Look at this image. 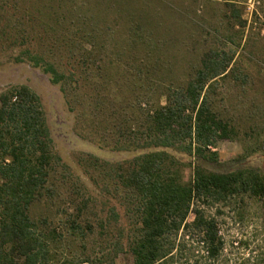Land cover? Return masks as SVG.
Returning a JSON list of instances; mask_svg holds the SVG:
<instances>
[{
	"label": "trees",
	"instance_id": "16d2710c",
	"mask_svg": "<svg viewBox=\"0 0 264 264\" xmlns=\"http://www.w3.org/2000/svg\"><path fill=\"white\" fill-rule=\"evenodd\" d=\"M79 9L81 13L75 20L74 12ZM50 13L55 17L53 22L63 29L59 39L53 38L54 43L64 46L62 51L31 49L26 45L31 42L30 34L24 30L11 37L2 35L5 31L0 28V42L23 41L24 49L12 57L19 61L18 56H25L22 60L47 73L52 83L60 85L67 102L80 104L81 99L87 100L88 113L98 126L108 123L104 115L117 113L113 118H121L123 115L107 106L99 90L106 81L96 79L104 80L109 75L107 62H121L127 68L132 58L141 64L135 66L138 78L143 71L147 74L153 68L150 59L155 58L151 55L156 42L141 34L139 27L132 28L134 35L124 43L125 49L121 38L113 40L107 36L109 30L89 14L85 2L65 0L63 10L60 6ZM76 33L81 41L79 48L74 45ZM140 43L145 47L144 53L135 54L133 48ZM111 44L114 49H109ZM1 46L0 43V49ZM230 62L231 56L224 51L205 52L185 82L165 86V103L155 106H147L151 87L125 78L129 92L139 90L142 95L129 97L124 105L129 114L115 122L109 118L112 126H104L98 133L102 141L113 136L114 149L139 153L118 162L101 160L91 153L84 158L100 168L105 185L113 181L115 189L122 192L131 218L127 244L132 264H177L187 242L194 238L201 243L207 259L218 261L226 243L209 210L245 197L261 202L264 231L261 169L241 166L220 173L194 165L191 176L185 179V163L175 156L177 152L215 161L217 153L211 149L216 142L239 135L233 122L221 115L215 97L220 79L233 71L229 69ZM83 86L90 88L91 95L81 90ZM136 111L139 118L133 119ZM60 162L37 93L25 84L0 91V264H87L88 258L60 260L64 250L59 251L60 246L56 245L60 241L54 238L55 229L44 231L29 215L30 205L39 198L53 201L57 196L56 200H62L63 193L65 202L73 207V212L67 207L61 210L66 233L80 241L94 232L93 225L81 219L88 197L80 193L78 198L80 186L63 181L58 190L65 189L57 190L52 176L54 167L61 165L66 169V164ZM112 214L116 216L114 209ZM189 214L193 215L191 221H187Z\"/></svg>",
	"mask_w": 264,
	"mask_h": 264
},
{
	"label": "rangeland",
	"instance_id": "374dc122",
	"mask_svg": "<svg viewBox=\"0 0 264 264\" xmlns=\"http://www.w3.org/2000/svg\"><path fill=\"white\" fill-rule=\"evenodd\" d=\"M77 1L85 2L89 14L100 22V26L109 30L106 34L111 39L121 38L123 44L127 43L128 37L134 35L132 28L139 27L141 34L157 44L151 55L157 59H150L153 68L147 74L143 71L141 79L136 75L135 68L141 67V64L134 58L129 60L127 68L121 62L114 61L112 64L109 61L106 63L109 75L104 80L94 78L99 82L106 81L107 84L99 90L107 106L118 111L120 116L129 114L124 107L127 99L138 98L141 93L139 90L130 93V85L125 78L151 87L147 106H155L165 103L162 94L165 86L185 82L205 52L216 50L230 55L229 69L233 71L220 79L215 97L221 115L233 122L239 135L216 142L211 149L217 153L215 161L177 152L175 156L185 163V179L191 176L194 165L220 173L241 166H254L264 173V0ZM60 6L63 10L65 0H0V28L5 31L2 35L15 37L24 30L30 34L31 42L26 45L31 49L60 52L64 46L54 43L53 38L59 39L63 29L53 22L55 17L50 13ZM80 11L74 12L75 20ZM74 38L75 47H81L77 33ZM0 43V91L25 84L37 93L53 148L61 162L66 164V169L61 165L54 167L52 176L57 190L63 181L80 186L78 196L82 193L88 197L81 219L88 220L94 232L80 241L66 233L63 226L65 216L61 210L67 207L73 212V207L65 202L66 195L63 193L62 200H56L59 198L56 196L52 199L54 202L47 197L39 198L30 205L29 215L44 231L55 229L54 238L60 241L56 245L60 246L59 251L64 250L60 260L63 257L76 261L88 258L87 264H132L127 244L131 218L123 204L122 192L115 189L113 181L105 185L100 168L84 160L88 153L109 162L125 161L139 153L114 149L113 136L111 140H101L98 131L104 126L110 128L111 121L121 120L123 116L114 119L117 113L110 117L104 115L108 123L98 126L88 113L87 100L81 99L80 104L67 102L60 85L52 83L47 73L22 60L25 56H18L19 61L12 57L24 49L26 45L23 41L4 39ZM124 46L126 49L127 45ZM144 48L140 43L133 51L141 55ZM109 49H114V46L111 44ZM112 57H115L114 54ZM81 90L91 95L87 86ZM109 118H112L110 122ZM138 118L136 111L133 119ZM112 209L116 216L112 214ZM209 212L215 216L226 243L223 256L218 261H210L201 243L194 238L187 242L177 264H264L262 207L258 199L245 197L236 203L213 206ZM192 218L193 215L189 214L187 221ZM59 234L61 237L57 236Z\"/></svg>",
	"mask_w": 264,
	"mask_h": 264
}]
</instances>
